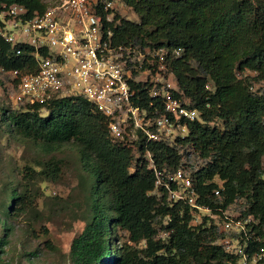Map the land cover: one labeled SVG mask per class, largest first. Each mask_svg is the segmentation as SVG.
I'll return each instance as SVG.
<instances>
[{
    "label": "trees",
    "instance_id": "trees-1",
    "mask_svg": "<svg viewBox=\"0 0 264 264\" xmlns=\"http://www.w3.org/2000/svg\"><path fill=\"white\" fill-rule=\"evenodd\" d=\"M122 1L137 14V21L113 9L98 12L105 35L111 31V46L122 48L127 65H132L136 47L142 53L166 52L157 57L159 64L142 65L145 79L136 80L139 75L131 68L135 104L150 118L166 113L162 96L151 93L157 87L151 77L165 69L179 88L172 90L174 97L181 102L188 98L191 105H183L197 110L199 117L180 119L188 133L174 143H147L138 130L137 148L125 133L114 136L109 117L82 96L5 110L9 130L21 140L29 139L47 152L76 143L93 178L91 220L72 241L73 264H236L239 257L225 250L212 216L222 219L239 198L246 202L243 214L252 218L247 251L262 254L264 264V88L256 87L264 83V0ZM13 4L24 5L29 17L49 8L45 0H0V14ZM3 24L0 18V31ZM35 53L29 45L12 46L0 33L4 71H36ZM184 147L207 160L190 175L196 201L213 214L199 223L200 210L171 200L146 157L150 152L159 171L174 172L181 167ZM59 174V164L50 159L41 170L27 167L23 179L53 180ZM31 206V195L15 188L4 211L9 216ZM0 224L5 230L0 235V264H12L1 257L8 243L7 218H0ZM120 230L128 234L123 243Z\"/></svg>",
    "mask_w": 264,
    "mask_h": 264
},
{
    "label": "built area",
    "instance_id": "built-area-1",
    "mask_svg": "<svg viewBox=\"0 0 264 264\" xmlns=\"http://www.w3.org/2000/svg\"><path fill=\"white\" fill-rule=\"evenodd\" d=\"M99 8L114 10L111 2L62 0L44 13L29 17L24 5L6 6L0 14L4 22L1 35L12 46L23 44L36 50V71L8 72L14 79V103L25 107L58 97L82 96L109 117L114 136H122L128 126H133L144 132L147 143L170 141L180 119L195 120L198 111L184 106L168 89L151 92L153 96H162L166 112L162 116L150 118L146 110L135 104L137 91L130 82L131 66L123 58L122 48L111 46V31L105 35ZM107 19L112 20L111 15ZM146 157L158 177L157 184L166 187L171 200L185 201L196 209L211 212L198 204L192 178L181 167L174 172H162L150 152ZM247 225L243 219L226 217L224 230H234L237 237L224 239L222 245L239 257L236 264H263L262 254L247 251Z\"/></svg>",
    "mask_w": 264,
    "mask_h": 264
},
{
    "label": "rangeland",
    "instance_id": "rangeland-1",
    "mask_svg": "<svg viewBox=\"0 0 264 264\" xmlns=\"http://www.w3.org/2000/svg\"><path fill=\"white\" fill-rule=\"evenodd\" d=\"M45 1L51 7L59 5L62 0ZM100 2H111L115 12L127 19L138 20L137 14L122 0H100ZM164 53L166 52L142 53L138 47L133 49L130 55V60L133 61L131 68L136 69L139 75L137 79L147 77V71L142 70L144 63L148 66L159 64L157 57ZM163 71L162 74L151 77L157 82L155 89L178 90L174 76L165 69ZM247 73L253 75L252 72ZM256 87L262 89L264 83L256 84ZM14 90L13 76L0 67V218L6 217L10 227L6 232L8 243L4 245L1 257L12 264H73L70 257L72 241L91 220L93 198L90 190L93 178L83 167L78 146L73 141L58 146L54 152H47L37 143L29 139L21 140L11 133L4 120V112L6 109L24 107L14 103L12 98ZM181 103L191 105L188 98H184ZM138 133L133 126L126 128L125 136L137 148ZM187 133L186 127L177 124L170 141L174 143L177 136ZM180 149L183 156L181 168L187 175L207 164V160L201 158L193 148ZM50 159H54L59 164L60 174L57 178L52 180L42 176L31 182H25L23 175L27 167L41 170ZM15 188L21 193L28 192L31 195L32 206L28 210L18 209L8 216L4 209L10 203L11 193ZM245 207V200L237 199L224 213L222 219L211 212L200 210V219L198 218L197 223L204 216L213 215L216 231L221 233L224 239L233 240L237 234L233 232L234 230H224V220L230 217L251 223L252 218L243 214ZM4 233L5 230L0 224V235ZM127 236L126 231L120 230L118 233L122 243L127 240ZM160 236L167 237V233L161 232ZM143 245L141 243L139 247ZM30 253L33 254L28 256Z\"/></svg>",
    "mask_w": 264,
    "mask_h": 264
}]
</instances>
